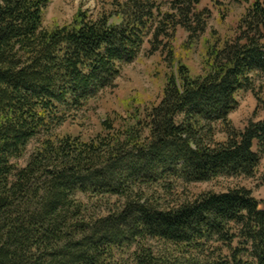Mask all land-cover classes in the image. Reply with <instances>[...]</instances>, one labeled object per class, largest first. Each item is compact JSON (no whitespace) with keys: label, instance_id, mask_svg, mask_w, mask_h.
Returning <instances> with one entry per match:
<instances>
[{"label":"trees","instance_id":"16d2710c","mask_svg":"<svg viewBox=\"0 0 264 264\" xmlns=\"http://www.w3.org/2000/svg\"><path fill=\"white\" fill-rule=\"evenodd\" d=\"M48 1L0 0V264H264V200L249 189L169 200L178 181L257 172L264 117L240 130L230 113L253 74L264 78V0L250 2L232 42L208 50L202 74L172 58L143 117L108 115L86 139L56 132L64 111L114 86L160 10L129 0L119 23L79 9L46 27ZM201 2L170 0L154 40L202 30Z\"/></svg>","mask_w":264,"mask_h":264},{"label":"rangeland","instance_id":"374dc122","mask_svg":"<svg viewBox=\"0 0 264 264\" xmlns=\"http://www.w3.org/2000/svg\"><path fill=\"white\" fill-rule=\"evenodd\" d=\"M128 1L49 0L44 10L43 24L46 27L54 24H67L79 9L87 12L91 18L106 14L111 22L119 23L121 4ZM149 1L155 4L160 13H156V18L143 31L138 55L133 61L121 66L113 87L98 92L85 101L80 108L66 109L63 114L64 122L56 129L58 134L69 133L86 139L101 131V121L108 115L119 113L124 117H143L162 95L167 75L173 71L174 66L171 59L187 65L193 76L202 74L203 59L208 50L213 46L221 48L238 36L239 20L253 0L239 2L202 0L197 6L198 11H203L204 15L206 13V21L202 30L192 33L178 25L174 31L168 29L167 33L159 35L157 40L153 37L152 23L161 18L162 13L169 9L170 0ZM252 82L254 91L238 90L236 92L237 105L230 113L231 122L235 128L240 130L249 121H258L264 117V78L253 74ZM218 136L222 137V135ZM36 145V140L29 143L26 154L17 161L18 165L26 163L28 155ZM254 150H257L256 146ZM236 186L245 187L257 200H264V154L261 156L260 165L253 177L221 176L210 181L188 184L178 181L169 200H172L170 203L178 202L179 199H191L202 192H224ZM153 245L158 247L157 242H153ZM213 245L228 254L221 244ZM233 245L236 246V243ZM241 258L248 259L245 254H241Z\"/></svg>","mask_w":264,"mask_h":264}]
</instances>
